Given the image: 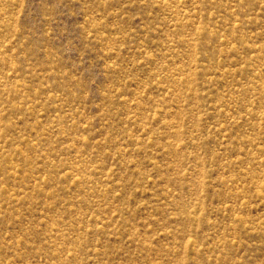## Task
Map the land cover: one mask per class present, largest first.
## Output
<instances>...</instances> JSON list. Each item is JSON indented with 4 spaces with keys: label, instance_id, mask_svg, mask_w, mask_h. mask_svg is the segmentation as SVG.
<instances>
[{
    "label": "rangeland",
    "instance_id": "374dc122",
    "mask_svg": "<svg viewBox=\"0 0 264 264\" xmlns=\"http://www.w3.org/2000/svg\"><path fill=\"white\" fill-rule=\"evenodd\" d=\"M0 264H264V0H0Z\"/></svg>",
    "mask_w": 264,
    "mask_h": 264
}]
</instances>
